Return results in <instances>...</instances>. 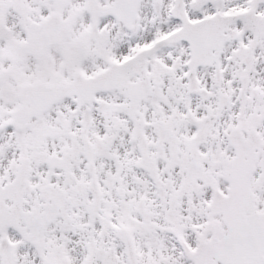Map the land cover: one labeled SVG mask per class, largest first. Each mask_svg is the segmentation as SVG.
<instances>
[{
	"label": "snow or ice",
	"instance_id": "1",
	"mask_svg": "<svg viewBox=\"0 0 264 264\" xmlns=\"http://www.w3.org/2000/svg\"><path fill=\"white\" fill-rule=\"evenodd\" d=\"M0 264H264V0H0Z\"/></svg>",
	"mask_w": 264,
	"mask_h": 264
}]
</instances>
